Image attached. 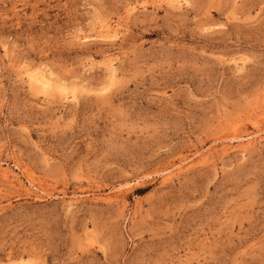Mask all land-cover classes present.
Here are the masks:
<instances>
[{"label":"rangeland","instance_id":"1","mask_svg":"<svg viewBox=\"0 0 264 264\" xmlns=\"http://www.w3.org/2000/svg\"><path fill=\"white\" fill-rule=\"evenodd\" d=\"M0 264H264V0H0Z\"/></svg>","mask_w":264,"mask_h":264},{"label":"bare ground","instance_id":"2","mask_svg":"<svg viewBox=\"0 0 264 264\" xmlns=\"http://www.w3.org/2000/svg\"><path fill=\"white\" fill-rule=\"evenodd\" d=\"M106 31H108V30H106ZM113 37H114V36H113ZM36 67H37V66H36ZM38 68H39V67H38ZM39 70H40V68H39ZM49 72H50V71H49ZM38 73H39V72H38ZM38 73H37V74H38ZM40 73H41V72H40ZM37 74H36V75H37ZM41 75H42V73H41ZM30 77H31V76H30ZM43 77H44V76H39V77H36V78L32 77V78H34L35 80H37V81H39L41 84H43V82L45 81V80L43 79ZM56 83H57V82H56ZM41 84H40V85H41ZM47 85H48V84H47ZM53 85H54V83H53ZM48 86H50V85H48ZM48 86H46V87H48ZM57 87H58V86H57ZM57 87H56V88H57ZM50 89H51V88H50ZM65 89H66V88H65ZM62 92H63V91H62Z\"/></svg>","mask_w":264,"mask_h":264}]
</instances>
